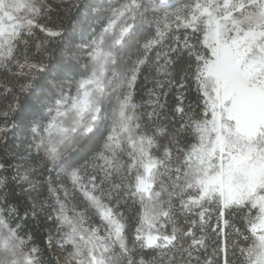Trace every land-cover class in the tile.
<instances>
[{
  "label": "snow or ice",
  "instance_id": "obj_1",
  "mask_svg": "<svg viewBox=\"0 0 264 264\" xmlns=\"http://www.w3.org/2000/svg\"><path fill=\"white\" fill-rule=\"evenodd\" d=\"M0 74V264H264V0H0Z\"/></svg>",
  "mask_w": 264,
  "mask_h": 264
},
{
  "label": "trees",
  "instance_id": "obj_2",
  "mask_svg": "<svg viewBox=\"0 0 264 264\" xmlns=\"http://www.w3.org/2000/svg\"><path fill=\"white\" fill-rule=\"evenodd\" d=\"M77 19V16H76V10L73 9L72 13L70 14V17L68 20H65V24L66 26L71 30L73 28V21ZM85 39H87V36L84 37ZM80 39L81 37L79 35L75 36L73 38V43L74 44H78L80 42ZM80 55H83V53H80ZM10 83V84H14L15 81L12 77L10 76H7L6 77V74H0V92L3 91V88H2V84L3 83ZM152 85L149 83L147 85V87H151ZM190 99H192L193 101L195 100V93H190V96H189ZM11 97H3V96H0V109H3L8 100H10ZM147 99V94H146V90L141 88L138 90L137 92V95H136V101L138 103H142L144 100ZM170 102H171V97L169 98ZM30 139V136L27 134V132H24V133H21V132H18L16 130H13V132L10 134L9 136V140H8V144L10 147H13L15 148V146L19 145L20 148L22 149L23 148V145L24 143H26V141ZM183 226V225H181ZM40 234L41 236L44 234L43 232V229L40 230ZM53 235H55V233H53ZM37 243L43 248L45 247V245L39 240V238L37 239ZM64 251L66 250H60V249H56V248H53L52 250L48 251L46 254H45V259L49 262V264H56V259L57 258H60L61 261L63 259V255H64Z\"/></svg>",
  "mask_w": 264,
  "mask_h": 264
},
{
  "label": "rangeland",
  "instance_id": "obj_3",
  "mask_svg": "<svg viewBox=\"0 0 264 264\" xmlns=\"http://www.w3.org/2000/svg\"><path fill=\"white\" fill-rule=\"evenodd\" d=\"M65 7H67V5H65Z\"/></svg>",
  "mask_w": 264,
  "mask_h": 264
}]
</instances>
